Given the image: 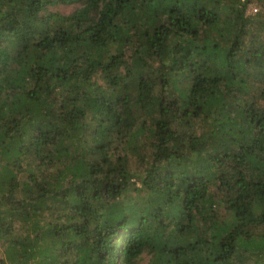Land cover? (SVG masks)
Segmentation results:
<instances>
[{"label": "trees", "instance_id": "trees-1", "mask_svg": "<svg viewBox=\"0 0 264 264\" xmlns=\"http://www.w3.org/2000/svg\"><path fill=\"white\" fill-rule=\"evenodd\" d=\"M145 259L264 264V0H0V264Z\"/></svg>", "mask_w": 264, "mask_h": 264}, {"label": "rangeland", "instance_id": "rangeland-1", "mask_svg": "<svg viewBox=\"0 0 264 264\" xmlns=\"http://www.w3.org/2000/svg\"><path fill=\"white\" fill-rule=\"evenodd\" d=\"M75 9H76V6H58L57 8H53L54 11H58V12L63 13L65 15L71 14ZM256 9L258 11H261V6H258L256 4H252L248 8L247 13L248 14L255 13L254 10H256ZM146 263H147V259H145L142 264H146Z\"/></svg>", "mask_w": 264, "mask_h": 264}, {"label": "built area", "instance_id": "built-area-1", "mask_svg": "<svg viewBox=\"0 0 264 264\" xmlns=\"http://www.w3.org/2000/svg\"><path fill=\"white\" fill-rule=\"evenodd\" d=\"M255 12H257V9L256 10H254Z\"/></svg>", "mask_w": 264, "mask_h": 264}]
</instances>
